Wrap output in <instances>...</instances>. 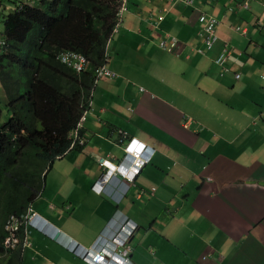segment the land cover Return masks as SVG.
Here are the masks:
<instances>
[{
  "label": "crops",
  "instance_id": "crops-1",
  "mask_svg": "<svg viewBox=\"0 0 264 264\" xmlns=\"http://www.w3.org/2000/svg\"><path fill=\"white\" fill-rule=\"evenodd\" d=\"M241 1L129 2L107 44L116 75L97 80L82 122L86 143L46 171L30 202L46 232L30 227L12 264H88L63 243L95 245L116 211L138 225L134 264H264V0ZM199 13L216 22L209 46ZM166 35L180 42L172 52L158 46ZM119 130L153 154L116 202L92 184L96 157H122Z\"/></svg>",
  "mask_w": 264,
  "mask_h": 264
},
{
  "label": "trees",
  "instance_id": "trees-1",
  "mask_svg": "<svg viewBox=\"0 0 264 264\" xmlns=\"http://www.w3.org/2000/svg\"><path fill=\"white\" fill-rule=\"evenodd\" d=\"M177 1L192 8L199 3ZM241 2L249 8V0ZM119 4L0 0V85L5 94V111L0 101V253L5 219L25 211L40 193L45 172L70 149L69 133L92 98L95 69L107 55ZM198 17L205 30L209 17ZM66 50L83 54L88 69L77 73L61 63L57 56ZM125 139L119 134L117 141ZM13 257L0 264H12Z\"/></svg>",
  "mask_w": 264,
  "mask_h": 264
},
{
  "label": "clouds",
  "instance_id": "clouds-1",
  "mask_svg": "<svg viewBox=\"0 0 264 264\" xmlns=\"http://www.w3.org/2000/svg\"><path fill=\"white\" fill-rule=\"evenodd\" d=\"M19 1L25 4H33L35 0H19ZM184 1L186 4L191 3L190 0H184ZM127 6H129L128 0H120L119 8L116 14L117 22L113 32L117 30V27L121 23L122 14L128 8ZM203 16L204 14H201L199 17L198 16L197 17L202 20H205ZM206 16L209 17L210 20L209 22L207 21L206 29L203 31H205L204 32L205 34L214 35L217 38V33L215 31L216 22L211 15L206 14ZM210 23L212 29L211 33L207 29ZM179 44L180 42L176 37L169 35H166V38L160 37L158 42V46L166 50L167 52H172ZM106 54H107V50H106ZM73 55H79L85 59V64H84L85 67L82 70L77 71L72 67V65H70V60L68 57L71 58ZM57 58L61 63L72 68L77 73L85 71L89 67L88 59L83 54L78 52L66 50L61 52L57 56ZM107 61H108V55H106L104 63L95 69L94 83H96L97 80L101 77L111 78L116 75L115 72L111 71L106 67ZM101 67H104L105 70L109 71L108 74L97 75L96 70ZM235 75L236 77H238V74ZM3 100L5 102V99H2L0 101L3 102ZM90 104H91V99L87 101V109H85L80 115L75 128H73L69 133V139L71 140L70 149H72V147L76 143H78L81 146V148L86 143V137L82 131V122L85 119V115L87 113ZM118 134H120L123 138H126L125 141L122 140L117 141V143L122 145L124 151L122 157L117 161H112V159L105 156L96 157V162L101 168V173L99 177L92 184V190L94 192H96L97 194L102 193L116 202H119L120 199L123 196H125L126 190L129 188V185L134 182L136 176L139 174L141 169L147 163L150 162L153 154V150L151 148L143 144H140L134 138L131 139V137H128L125 131L119 130ZM147 155H150L148 161L142 166L137 167L136 164L137 157L139 159H143L144 156ZM101 158L103 159V161H105L104 163L99 162ZM109 187L111 188V190H108ZM151 191H153V188ZM143 193L144 190L140 189L137 192V197L140 198L141 196L144 195ZM150 194H152V192ZM11 217H17L19 219L26 218L27 223L25 225H22V227L19 230V237L21 238V240L25 237L27 241V234L29 232L30 227L37 229L43 233L46 232L42 224L36 223V221L38 220V214L30 207V202L26 206L25 211L20 215H15V214L9 215V217L5 219L3 227L5 226L7 220ZM137 227L138 225L136 224V222L130 220L128 217L116 211L114 216L107 222L104 231L99 236V239L95 243V245L91 246L90 248H82L79 247L76 242H70V243H63V246L88 264H134V262L131 259L132 248L130 246V240L133 234L135 233V231L137 230ZM116 232H119L120 235L119 237L120 240L118 243H116L113 240V238L116 236ZM49 235L53 236V234L51 233H49ZM3 239L1 241L0 259L5 258V256L8 257V253L11 250L24 248L25 246L29 245V242L27 241L26 245L20 243L17 247L13 249L5 250L3 247ZM97 252H101L105 258L100 261H96L95 259H93L94 254Z\"/></svg>",
  "mask_w": 264,
  "mask_h": 264
},
{
  "label": "built area",
  "instance_id": "built-area-1",
  "mask_svg": "<svg viewBox=\"0 0 264 264\" xmlns=\"http://www.w3.org/2000/svg\"><path fill=\"white\" fill-rule=\"evenodd\" d=\"M209 32H212L211 29V23L210 25H208ZM216 37L214 35H210L209 34V38L206 40V45L209 46L212 41L215 39ZM174 45V43H173ZM70 60V65H72V67L74 69H76L77 71L82 70L85 66V59L79 55H73L71 58L68 57ZM97 71V75H102V74H108L109 71L105 70L104 67H101L99 69L96 70ZM150 155L144 156L143 159H139L137 157V167L142 166L143 164H145L148 159H149ZM100 163H104L105 161H103V159L101 158L99 160ZM99 183V182H98ZM31 217V215H30ZM27 223L26 218H22L19 219L17 217H11L7 220L4 229L6 231V236L3 239V247L4 249H13L15 247H17L20 243H22L23 245L27 244L26 238L24 237L22 240L19 237V230L20 227H22V225H25ZM120 235L119 232H116V236L113 238V240L118 243L120 240ZM104 255L101 252H97L94 254L93 259H95L96 261H100L102 259H104Z\"/></svg>",
  "mask_w": 264,
  "mask_h": 264
},
{
  "label": "rangeland",
  "instance_id": "rangeland-1",
  "mask_svg": "<svg viewBox=\"0 0 264 264\" xmlns=\"http://www.w3.org/2000/svg\"><path fill=\"white\" fill-rule=\"evenodd\" d=\"M35 1H38V0H35ZM129 8H132L131 5H129ZM0 31H1V28H0ZM1 109L2 111H5L4 102H1ZM5 119H6V116L2 115L1 120H5Z\"/></svg>",
  "mask_w": 264,
  "mask_h": 264
},
{
  "label": "water",
  "instance_id": "water-1",
  "mask_svg": "<svg viewBox=\"0 0 264 264\" xmlns=\"http://www.w3.org/2000/svg\"><path fill=\"white\" fill-rule=\"evenodd\" d=\"M262 185H264V182H260Z\"/></svg>",
  "mask_w": 264,
  "mask_h": 264
}]
</instances>
